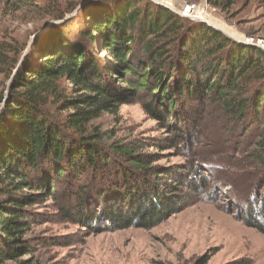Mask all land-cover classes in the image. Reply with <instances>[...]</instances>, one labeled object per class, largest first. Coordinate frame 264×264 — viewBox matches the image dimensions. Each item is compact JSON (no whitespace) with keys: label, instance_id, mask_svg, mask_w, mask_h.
<instances>
[{"label":"trees","instance_id":"1","mask_svg":"<svg viewBox=\"0 0 264 264\" xmlns=\"http://www.w3.org/2000/svg\"><path fill=\"white\" fill-rule=\"evenodd\" d=\"M233 3L227 0V7ZM62 8L41 10L36 32L74 7ZM80 11L30 43L0 32V75L9 82L0 90V264H43L30 235L45 215L30 208L48 199L60 200L64 215L87 228L117 231L151 227L180 211L189 188L205 191L201 180L189 183V166L180 176L162 172L174 181L162 187L154 181L162 169L140 142L121 143L93 125L124 105L140 103L175 133L169 149L185 150L200 144L197 122L214 107L233 139L256 135L254 156L264 172L261 48L147 0H96ZM210 146L203 163L225 158ZM192 165L196 172L200 162ZM235 174L225 175L233 189ZM255 181L263 192L264 173ZM230 191L246 201L248 224L264 234V203Z\"/></svg>","mask_w":264,"mask_h":264},{"label":"rangeland","instance_id":"2","mask_svg":"<svg viewBox=\"0 0 264 264\" xmlns=\"http://www.w3.org/2000/svg\"><path fill=\"white\" fill-rule=\"evenodd\" d=\"M147 1L194 23L203 22L238 43L258 48L264 43V0H234L230 8L227 0H217L218 5L209 0ZM81 3L82 0H0V32L21 44L30 43L43 20L41 10L60 5L67 12V7H74V11L67 12V20L80 14ZM188 5L196 7L198 16H183ZM64 20L55 18L51 27ZM76 30L79 29L74 28L73 33ZM103 55L107 57L105 52ZM2 78L0 75V90L9 85ZM219 112L210 107L204 119L197 122L196 129L203 136H198L200 144H191L196 147L190 150L182 146L169 149L171 142L167 138H173L175 133L164 130L140 103L124 105L117 116L105 114L95 121L93 125L109 133L110 139L140 142L144 146L141 152L150 153L153 166L162 169L161 176L154 179L162 187L169 189L167 182H174L163 178L162 172L180 176L189 166V183L196 185L201 180L205 191L189 188L180 211L151 227L132 226L117 231L99 224L87 228L64 215L60 200L57 203L48 199L30 208L45 215L44 222L35 226L30 235L39 244L36 258L43 264H264V234L248 224L246 201H239L230 191L238 189L242 195L255 197L256 205H263L264 191L259 192L254 183L264 173L254 156L257 138L248 133L233 139ZM228 140L234 141L228 144ZM209 145L215 152H225V158L203 163V152H209ZM192 160L200 162L196 172L190 169ZM230 173L239 174L234 189L227 184L230 176L225 179Z\"/></svg>","mask_w":264,"mask_h":264},{"label":"water","instance_id":"3","mask_svg":"<svg viewBox=\"0 0 264 264\" xmlns=\"http://www.w3.org/2000/svg\"><path fill=\"white\" fill-rule=\"evenodd\" d=\"M93 1H96V0H82V5H87ZM51 22L50 19H47L45 22H44V25L42 27H40L37 32L34 34L32 40H35L39 37H41L43 34H45L51 27ZM4 107L2 106L0 108V112H1V109H3Z\"/></svg>","mask_w":264,"mask_h":264},{"label":"built area","instance_id":"4","mask_svg":"<svg viewBox=\"0 0 264 264\" xmlns=\"http://www.w3.org/2000/svg\"><path fill=\"white\" fill-rule=\"evenodd\" d=\"M197 12L196 7L193 5H188L186 9H184V12L182 13L183 16L191 17V16H198L195 14ZM261 49L264 51V43L261 44Z\"/></svg>","mask_w":264,"mask_h":264}]
</instances>
